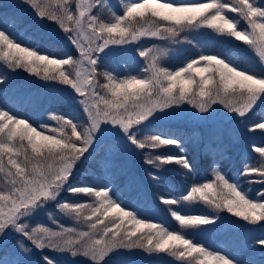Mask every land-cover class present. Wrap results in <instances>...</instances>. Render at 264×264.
<instances>
[{
    "label": "snow or ice",
    "instance_id": "snow-or-ice-1",
    "mask_svg": "<svg viewBox=\"0 0 264 264\" xmlns=\"http://www.w3.org/2000/svg\"><path fill=\"white\" fill-rule=\"evenodd\" d=\"M24 2L39 18L54 22L79 56L56 58L55 53L41 54V49L22 46L23 40L2 29L0 58L13 71L23 69L46 81L70 86L78 94L87 123L52 110L50 118L56 126L47 135V123L34 127L29 119L19 118L18 113L0 103V173L5 174L4 186L0 188V242L14 232L22 238L18 244L24 252L31 251L24 243L26 240L38 250L81 254L91 264H106V258L115 250L133 249L167 253L181 264H247L223 249L210 250L185 230L211 226L219 221V212L225 210L249 223H264V187L253 194L242 189L238 179L233 183L219 168H213L214 179L206 183L193 181L184 189L186 194L177 195L168 189L159 195L160 201L168 206L170 216L179 224L178 229H172L163 221L151 222V217L138 218L139 211L129 210L131 206L118 198L110 176L81 181L79 185L72 184L71 179L78 164L89 159L97 143L108 135L115 136L128 150L143 151L146 164L154 169L175 165L186 173H193L185 140L180 135L165 131L153 134L149 125L157 118L154 114H175L191 105L201 118H215L216 106L222 105L221 117L240 118L244 122L264 97V70L242 69L219 51L205 55L204 44L199 41L201 51L186 55L180 62L183 66L172 70L162 63L167 49L143 48L140 44L143 39L155 38L180 51L192 44L189 34L201 29L205 42L234 38L253 48L264 63V5L257 0H173L167 4L159 0L140 3L127 0L119 11L109 9L110 17L106 19L96 11L105 8L106 0H95L94 4L75 0V12L69 0ZM237 17L247 21L246 28L239 27ZM209 29L219 37L208 33ZM114 46L135 49L146 66L135 74L126 68L123 76L110 70L105 64V50L111 51ZM197 64L204 67L197 68ZM192 73L199 76L198 82ZM4 82L0 78V84ZM257 129L264 130V120L249 125L250 132ZM144 130L148 134H142ZM169 145L175 146L176 151H154ZM253 149L264 160V146L257 147L253 142ZM41 157L43 162L33 163ZM149 175L156 182L161 180L154 173ZM239 176L249 186L264 185V163L244 164ZM65 189L73 195L94 198L93 203L57 204L61 212L87 224L89 231L30 228L26 221L47 202L57 201ZM197 197L216 210L217 215H188L174 207L195 201ZM125 223L131 227L125 228ZM251 245L264 246V229L251 238ZM43 260L44 264H55L48 256ZM16 264H25V261L18 260Z\"/></svg>",
    "mask_w": 264,
    "mask_h": 264
},
{
    "label": "rangeland",
    "instance_id": "rangeland-1",
    "mask_svg": "<svg viewBox=\"0 0 264 264\" xmlns=\"http://www.w3.org/2000/svg\"><path fill=\"white\" fill-rule=\"evenodd\" d=\"M4 1H7L6 11H13L15 9V7L10 6L11 3H8V0ZM85 2L94 4L95 0H85ZM126 2L127 0H106L105 8H97L96 11L99 15L107 19L110 17L109 9L119 11L122 8L123 3ZM134 2L140 3L143 2V0H134ZM159 2L167 4L172 1L159 0ZM199 2H206V0H199ZM257 3L264 5V0H257ZM70 5L74 11H77L75 8V0H73ZM29 6L30 5L28 4H19L16 5V8L18 11H25ZM31 9L33 16L29 17V21L24 23L23 28L26 30L32 28L33 31L39 32L40 36L45 37V41L49 39L52 46L62 45L69 48L70 51L74 52V56L78 57V51L65 39L63 31L59 29L54 22L39 18L36 15L35 10L33 8ZM161 11H167V9H161ZM36 18H38L43 25L37 23ZM214 35L218 36L219 34L214 33ZM154 46L167 49V55L172 54L174 51L173 48H175V46L155 38L143 39L140 44V47L143 48H152ZM105 51L107 53L105 56V63L110 67L122 65L119 61L124 60L136 64L139 70L146 66L143 58L139 57L137 51L133 48L125 49L121 46H114L111 51ZM183 52L185 55L189 54L188 50H183ZM101 55L104 54L102 53ZM167 55L162 57V63L166 67H171L164 63V59ZM202 65L203 64H197L195 67L201 68ZM262 69L264 70V68ZM71 70L75 71L76 69L72 68ZM115 72L121 76L125 74L123 69H116ZM22 77L17 80L18 83L14 82L10 84L9 90L11 92L9 93H13L14 97L22 98L27 106L33 108L34 116L35 118L37 117V122H39V124L47 123L49 125V131L46 132L47 135H51L52 133L50 129L56 126V122L50 118L52 110H55V114H66L69 115L70 118H75L82 124L87 123L86 113L78 102V94H76L70 86H65L59 82L46 81L35 74L30 73H24ZM194 86L195 85H193V87ZM60 102H65L63 105H66V107L73 110L76 114L73 116L62 111ZM262 102H264V97H262L257 104ZM216 107L218 108V113L215 118L212 116L201 118L198 113L196 114L194 112L195 109H193L191 105L184 106V111L175 114H154L157 115V118L152 121L149 127L151 128L152 124L155 123L160 127L172 124L181 126L194 125V127L202 129L201 131L205 135L219 137L220 142L227 138L225 134L233 128L240 130L241 127L238 119H232L230 116H220L219 113L224 111L222 105H217ZM197 122L204 123H201L202 125L200 127L197 125ZM242 125L244 124L242 123ZM198 133L199 132L196 131L194 135L197 136ZM142 134H148L147 130L142 131ZM153 134L155 133L153 132ZM243 134L249 136L254 133L246 128L243 130ZM195 145L198 146L197 143ZM142 154L143 151L128 150L124 148L120 145L115 136H105L97 143L96 148L93 150V154L89 159L78 164L71 182L74 185H79L81 181H92L95 177L110 176L118 198L127 202L131 206L129 210H133L134 212L138 210L140 214L138 218L144 219L151 217V222L163 221L170 228L178 229L179 224L170 216L168 206L164 205L159 199L161 193L170 189V187L166 186L163 182L166 178V173L162 169L163 167L160 169H154L150 166L149 169L147 166H141L140 159ZM38 162H43V158L41 157L38 158L37 161H33V163ZM31 166V164L28 166L29 169ZM150 172L159 176L161 180L159 182L154 181L149 175ZM2 186H4V181L0 176V188ZM119 186H121V189H118ZM173 192L177 195L186 194L182 189H176L173 190ZM65 201L93 203L94 198H90L86 194L73 195L65 189L61 192L57 201L47 202V204L26 221L29 224V227H47L55 231H59L61 227H64L74 228L77 231H89L88 225L83 223L82 220L78 221L73 216L66 215L57 207L58 203ZM174 207H178L183 214L188 215H217L215 210L194 201L182 203L181 205ZM85 214L87 215V213ZM109 219H111V217ZM125 221H127V218H125ZM109 227H111V224H109ZM124 227L130 228L131 225L125 223ZM261 229H264V223L241 228L238 223L228 219L223 220L219 215V221L211 226L200 225L196 228L185 231H187V235L194 240L203 241L210 250L223 249L238 256L247 263L252 259L256 264H264V246L251 245V238L253 236H258ZM21 239L22 238L18 234L13 232L10 236L0 242V264H16V261L18 260L25 261V264H44V256L53 259L55 264H91L90 259L81 254L73 256L66 251L61 252L59 250L47 248L44 250H38L26 240L24 243L28 249H31V251L24 252L20 249L18 244V241ZM128 255L127 250H115L106 258V264H121L120 261L129 257ZM158 260L159 261L146 260L145 264H181L179 261ZM128 262H130L129 264H134L131 261Z\"/></svg>",
    "mask_w": 264,
    "mask_h": 264
},
{
    "label": "trees",
    "instance_id": "trees-1",
    "mask_svg": "<svg viewBox=\"0 0 264 264\" xmlns=\"http://www.w3.org/2000/svg\"><path fill=\"white\" fill-rule=\"evenodd\" d=\"M72 4L73 0H69ZM173 2V0H170ZM6 2L4 0H0V30L7 29L11 31L18 39L23 40L22 46H32L34 48L41 49V54H49L55 53L56 58H66V56H74V52L70 51L69 48H66L62 45L52 46L49 42V39L46 40L45 37L40 36L39 32L33 31L31 29H24V23L29 21V17H32V9L30 6L26 8L25 11H18L16 5H27L24 0H8V3H11L10 6L15 7L13 11H6L7 9ZM227 2V0H226ZM15 4V5H14ZM21 7V6H20ZM74 11V10H73ZM75 12V11H74ZM150 15V13L148 14ZM232 16H236L235 13H230ZM240 21L239 27L246 28L247 21L244 20L242 17H237ZM36 22H42L36 18ZM202 30L196 29L189 34V40L192 41L190 46H187L185 49L177 51L176 48H173L174 51L172 54H169L165 57L164 63L166 65H170L171 69H175V67L183 66L180 62L184 60L186 55H189L191 52H196L197 54L201 51L199 44L197 41L204 44V51L205 55H215L217 51L221 52L224 55H228L235 63L239 64L242 69H255V70H263L264 68L263 63L261 62L258 53L251 48L250 46L245 45L243 42L235 41L234 38H220L215 39L214 41L205 42L204 35ZM208 33H211V30H207ZM50 33V32H49ZM214 37V33H211ZM52 36V35H51ZM183 50H188L189 54H184ZM122 65L107 67L110 70L116 69H123L131 68L132 72L135 73L139 71L138 66L134 63H129L128 61H119ZM186 62V61H185ZM106 64V63H105ZM66 67V66H62ZM101 67L100 71L103 70ZM174 67V68H173ZM204 65L201 66V68ZM24 73H28L23 69H17L13 71L12 69L7 68L6 64L3 62V59L0 58V78L4 79L5 82L0 84V103H2L6 108H10L13 112L19 114V118H27L29 122L33 124V126H38L39 122H37V117L34 116L33 108H30L26 105L20 97H14L13 93L10 89V84L17 82ZM194 79L198 82L199 76L195 73H192ZM207 75V73H204ZM23 78V77H22ZM98 79L103 82L102 77H98ZM218 79V78H217ZM179 84H177V89ZM14 92V91H12ZM65 102H60V107L62 111L70 115H75L76 113L63 105ZM258 106L255 107L253 112L248 114L247 119L244 122L240 121V118H236L239 121V125L241 129L233 128L229 131L225 136L226 139H223L219 142V137H211L209 135H205L198 127L191 126H181V125H169V126H162L160 127L158 124H152L151 129H153L154 133L157 131H165V132H174L180 135L185 140V147L187 149L188 158L191 160L194 172L189 174L186 173L182 168L177 167L175 165H165L163 166V170L166 173V178L163 180L166 186L170 187L171 190L176 189H186L193 181L197 183H206L212 179L213 176V168H219L228 179L236 183L237 179L239 181V185L242 189L248 190L251 193H255L264 185H251L249 186L247 181L244 177L239 176V172L242 169L244 164H254L256 166L261 165L264 163V160H261L260 154L256 153L253 149V142L256 143L257 147L264 146V130L257 129L254 134H250L249 136H245L243 134L244 129H249V125L253 122L259 123L261 120H264V102L257 104ZM204 123V122H201ZM200 122H197V125L201 127ZM242 123L244 125H242ZM41 124V123H40ZM198 131V135H194V133ZM25 145L27 141H24ZM198 144L196 146L195 144ZM17 146L18 143H17ZM175 146H162L161 149H156L155 152L158 153H168V152H175ZM29 154H31V150L29 149ZM22 159V157H20ZM5 164H7V159L5 158ZM141 166H147L148 168L150 165H147L145 162L144 153L140 159ZM10 167V166H9ZM152 168V167H151ZM150 169V168H149ZM15 171V169H13ZM1 179L4 181V173H0ZM3 187V186H2ZM1 187V188H2ZM121 189V186L118 187ZM211 195V194H210ZM198 204H202L205 206L210 207L208 204L204 203L200 200L199 197L194 201ZM214 210V209H213ZM216 211V210H215ZM221 219L223 220H231L235 223H238L241 228L250 225H256L245 221L242 217L235 216L233 213H228L226 210L219 212ZM257 224H262L261 222H257ZM129 257L126 259L121 260V264H129L131 261L132 263H143L145 264L146 260H172L177 261L174 257L170 256L167 253H148L142 249H133L127 250ZM247 264H256L254 260L251 259L250 262Z\"/></svg>",
    "mask_w": 264,
    "mask_h": 264
}]
</instances>
